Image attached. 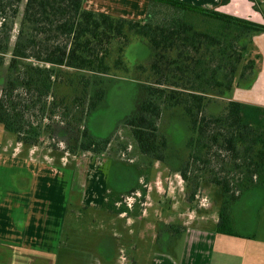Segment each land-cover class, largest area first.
Segmentation results:
<instances>
[{"label": "trees", "instance_id": "16d2710c", "mask_svg": "<svg viewBox=\"0 0 264 264\" xmlns=\"http://www.w3.org/2000/svg\"><path fill=\"white\" fill-rule=\"evenodd\" d=\"M85 1L0 0V126L26 148L66 139L71 155L106 154L113 139L94 135L91 121L108 93L123 89L139 107L122 125L141 156L179 174L191 202L203 185L217 187V234L251 238L234 209L249 194L264 198V108L231 94L258 80L250 49L264 24L176 0H144L145 19ZM177 123V137L164 129Z\"/></svg>", "mask_w": 264, "mask_h": 264}, {"label": "rangeland", "instance_id": "374dc122", "mask_svg": "<svg viewBox=\"0 0 264 264\" xmlns=\"http://www.w3.org/2000/svg\"><path fill=\"white\" fill-rule=\"evenodd\" d=\"M90 1L86 0V3L87 6L92 8L93 5ZM139 1L118 0L116 4L120 7L121 14L128 16L127 18L145 19L148 5L145 10ZM176 1L198 7L210 6L209 8L226 14H230L227 11H233L235 2H242V0ZM259 1L260 4H256L253 8L262 17L259 16L260 18L255 20L259 24H264V0ZM193 22L197 27L202 28L205 25V23L198 19L195 20V18ZM140 51L145 52V49H140ZM131 54L129 60L131 56L137 55V51ZM139 56L140 54L138 58ZM144 56L142 53L141 57ZM135 106L137 104L133 101L129 102V96L123 89H112L108 93L106 103L93 116L91 130L98 137H106L116 125L118 126L111 135L113 140L108 151L111 156H103L102 160H96L93 158L95 156L88 152H80L77 155L66 153L68 141L66 139L64 141L57 139L54 141V139L42 138L41 144L33 147L37 149L30 151V148L23 145L19 146L15 135L6 132L0 126V181H2V176L4 178V173L14 168L19 171V174L20 170H23L25 174L29 171L32 175L31 177L24 175L18 178L17 175L16 178L13 175L8 177L9 183L4 187L13 185L17 187V191L12 193L11 190L6 188L5 190L9 192L0 195V200H3L0 204V213L4 215L3 218L6 221L9 218V223L12 222L10 218L13 216H10V214L14 210L12 209L11 212V206L15 204L17 209L21 208L30 216V232L34 229L38 235L45 234L49 232V225L61 224L63 244L64 248L67 249L89 250L96 247L103 251L109 243L108 236L104 235L114 229V232L127 236V239L131 238L133 242H130L133 246L127 242L129 247L132 246L134 249L135 245L141 246L144 251L143 255L147 251V264H156L157 260L162 258L173 262L171 256L158 257V254H161L160 251L174 249L175 254H180L192 244H197V248L204 250V253L201 254L205 260L207 259L208 264H238L236 258H228L225 262L226 257L218 254L215 250L213 251L216 248H229L228 251H237L240 248V243L237 242L238 239L236 238H224L223 235H218V240H216L217 238L214 239L217 234L215 231L216 225L213 224L212 220L210 222L206 220V223L204 222L201 227L198 226L199 224L192 225V227L188 226L186 232L180 235L181 237L162 230L161 224L159 225L161 221L162 223L167 221L170 223L169 225L178 226L176 224H189L186 222H189L191 216L200 218V216L209 213V215L218 217L221 198L217 187L205 184L200 187L195 200L191 202L190 188L187 187L179 174L173 172L163 163L152 162L150 164L146 158L141 156L127 128L122 125V122L118 123L125 116L132 113ZM176 127L177 130L172 131L175 137L182 134L178 131V123ZM119 143L126 148L120 151ZM63 161H66L67 164H64ZM76 163L80 165L77 170L74 167ZM134 170L138 178L136 187L142 189H139V191L134 190L136 191L135 194L117 193L134 185L136 178ZM74 187H81V189L79 191ZM85 187H110L112 189L111 194H119L118 197L122 202V206L117 207L119 210L120 207H128L134 202L136 205L139 201L146 203V206L142 207L146 209L143 214L147 218L146 222L144 221L142 225L134 224L132 229H128V219L114 218L115 215H112L110 211L114 199L105 204L103 203L104 209L100 208V204L97 203L95 209L93 203L87 199L89 197L88 192L86 193L88 197L85 196ZM22 192L25 193L22 194ZM154 193L159 195L160 199H157ZM137 194L140 196H137ZM145 195L146 197L143 200ZM262 200V197L255 196L253 193L244 197L241 204L245 205V209H242L241 213H244L245 219L242 221L246 225L252 224L254 221L252 218L258 216L259 221L261 220L258 224L260 229L257 227L258 230L255 234L258 238L264 239V202ZM23 204L27 206H23ZM239 208L240 205H238V209H234V217L237 223V213H240ZM205 209L209 210L205 211ZM253 211L255 213H251ZM125 212L129 213L131 218V216H140L141 211L131 213L130 210H126ZM112 219L115 224L111 222ZM145 225H147V228ZM240 228L242 227L238 226V229ZM130 230L134 231L133 235L129 234ZM142 232L144 236L141 240L140 237L138 238V233ZM220 238L229 239V244H222ZM220 246L221 248H219ZM124 248L128 251V246ZM156 254L157 256H155ZM177 257L180 258L181 256ZM142 260L144 261L145 257Z\"/></svg>", "mask_w": 264, "mask_h": 264}, {"label": "crops", "instance_id": "0c3cea01", "mask_svg": "<svg viewBox=\"0 0 264 264\" xmlns=\"http://www.w3.org/2000/svg\"><path fill=\"white\" fill-rule=\"evenodd\" d=\"M255 1L256 4H260L259 0H255ZM117 2L118 0H91L90 3L93 5L92 8L87 6L86 1H85V5L88 9L109 13L116 17L119 16V17L127 18L128 16H124L123 14H121L120 7H118V5L116 4ZM139 3H141L140 5H142L143 9L145 10L147 9V5H148L147 1L140 0ZM233 5H234L233 11L232 12L227 11V13H230V15H233L238 18H242L258 23L257 20L255 19L260 18L259 16L261 15L254 10L253 3H251L250 1L242 0L241 3L235 2ZM209 7L210 6H206V8ZM250 54L251 57L256 60L257 69H258V80L255 83V85L248 90L241 89L236 86L232 91L231 98L235 101L244 104L259 106L264 108V33L257 34L254 36L253 44L251 45V49H250ZM18 145L22 146L20 143H18ZM36 149L37 148H30V151ZM93 155L95 156L93 158H95L96 160L99 159L102 160L101 158L104 156V155L101 156L95 154ZM63 162L64 164H67L66 161ZM92 162L93 161L91 160V163ZM87 165L89 166L90 163ZM79 166H80L79 163L74 164L76 170L78 169ZM14 170L15 168L13 170L4 173V178L3 176L1 177L2 181H0V195L8 191L5 190L6 188L11 190L12 193L17 191V187H14L13 185H10L11 187H4L6 184L9 183L8 182L9 176L13 175L15 178L16 175L17 178L20 176L23 177V175L30 177L32 176L29 171L28 173L25 174L23 170H20V174H19L18 170L15 171ZM105 176L108 180L106 174ZM74 188L79 191L81 189V187H74ZM85 189H86L85 196H87L86 193L88 192L89 197L87 196L88 197L87 199L89 202L93 203V206H96L97 203L100 204L101 206L107 200L108 194L112 193L111 192L112 189L110 187H85ZM23 193L25 192H22V194ZM123 193L126 194V191L121 190L119 194H123ZM154 194L156 195L157 199H160L159 195H157L156 193ZM255 196L262 197L260 194H255ZM243 199L241 201H243ZM262 199L264 198L262 197ZM1 200H0V204L3 201ZM241 201L239 203L240 213H237L238 223L236 221V224L237 227L238 226L242 227L238 229L241 233L252 237L244 239L239 237H230L223 235L222 237L224 238L238 239L237 242L240 243V248L237 251H228L229 248H224V249L216 248L213 249V251L215 250L216 252H218V254L222 255L223 257H226L225 262H227L228 258H236L238 264H264V239L258 238V236H256L255 234L260 226L258 224L261 220L259 221L258 216L256 215L252 218L254 219L252 224L251 223L248 225L244 224V222L242 221L245 219L243 215L244 213H241V210L245 209V205L241 204ZM23 206H27V205L23 204ZM12 209L14 210L13 212L14 214L13 213L10 214V216H13L12 218H10L12 220L11 223H9V218L6 221L3 218L4 215L0 213V264H147V257H148L147 251L143 255L144 251L141 248V246L138 247L135 245L133 249L132 248L133 244L130 242L132 241L131 238L129 237L127 239V236H123L122 234L114 232L115 231L114 229H111V232H108L104 235V236L106 235L108 236L107 238L111 244L109 247H105L103 251H100L96 247L89 250L72 249V248L67 249L64 248V244H63L64 242H63V234L61 233V224H54L53 226L49 225L48 233L38 235L35 233L34 229H32V232H30L31 230L30 219H29L30 216L27 214V212L21 210V208L17 209L15 204L11 206V212ZM236 209H238V207ZM207 210L209 209H205V211ZM189 211L191 212V210ZM251 213H255V211ZM143 214L144 212H142V214L140 212V216H136V217L131 216V218H127L128 229H132V226L134 224L142 225L144 221L146 222L147 218L144 217L145 215ZM210 215L209 213H206L203 216H200V218L191 216L189 222H186L189 224H182V225L176 224V225L183 227L185 229L183 233H185L188 226L192 227V225L195 226L196 224H199L198 226L201 227L202 225H204V222L206 223V220L209 222L212 220L213 224H215L217 228V224L219 221V210H218V217H215L213 215L210 216ZM114 218L124 219L123 216L121 217L115 216ZM196 218L199 219L198 221L200 223H197L198 221H196L197 220ZM111 222L115 224V221H113V219ZM164 223L170 224L167 221H165ZM146 226L147 225H145V227ZM243 227L244 228L247 227L245 228L246 230ZM133 233L134 231L132 232V230H130L129 234L133 235ZM218 235L219 234H217L214 239H216ZM143 236H144L143 232L138 233V238L140 237L141 240ZM224 238H220V242L224 245H228L229 239H224ZM216 240H218V238ZM127 242L132 244V246L129 247ZM194 245L195 244H192L190 247L185 248L183 252L180 254H175L174 249L161 250L160 251L161 254H158V257L171 256L173 258V262L163 260L164 258H162V259H158L156 264H208L207 259L205 260L201 254L204 253V250L197 248L196 247L197 244L195 246ZM126 246H128V251L126 250V248H124ZM219 248H221V246ZM155 256H157V254ZM177 256H181V257L178 258ZM143 257H145L144 261L142 260Z\"/></svg>", "mask_w": 264, "mask_h": 264}, {"label": "flooded vegetation", "instance_id": "af4514ba", "mask_svg": "<svg viewBox=\"0 0 264 264\" xmlns=\"http://www.w3.org/2000/svg\"><path fill=\"white\" fill-rule=\"evenodd\" d=\"M121 108H123V107H121ZM138 109H139V107H138V105L137 106H135L134 107V110L132 111V113H130L129 115H127V116H125L122 120H120L118 123H120V122H122V123H124L125 122V120L129 117V116H131V115H133L134 113H136L137 111H138ZM117 123V124H118ZM118 126L116 125L115 127H114V129L110 132V134L109 135H107L106 137H101V138H108V137H112L111 135H112V133L114 132V130L117 128ZM168 127H172V129H169ZM167 129L168 128V130L169 131H172V130H176V127H174V126H164V129ZM170 133H172V132H170ZM101 155H104V156H111V153H106V154H101ZM118 164V163H117ZM120 165V164H119ZM127 168V167H126ZM134 169V168H133ZM134 172H135V182H134V185L132 186V187H128L127 189H124L125 191H126V194L127 193H133V194H135L136 193V191H134V190H137V191H139V189H142L141 187H136L137 186V183H138V178H137V175H136V171L134 170ZM146 188V187H145ZM148 188V187H147ZM135 192V193H134ZM120 193V192H119ZM137 196H140V195H138L137 194ZM145 197H146V195L144 196V198H143V200L145 199ZM106 203L107 202H110V201H108V200H106L105 201ZM105 202H104V204H105ZM140 203V204H139ZM104 204H102V206H100V208L102 207V209H104L105 208V206H104ZM114 205V207H113V209L111 208L110 209V211H111V213H112V215H115L116 217H121V216H123L125 219H127V218H130V216H129V213H126V212H123V213H121V214H119V213H117V211L116 210H118L117 209V207L120 205V206H122V202L121 201H119V202H116V203H114L113 204ZM146 205V203L144 204L143 202H141V201H139L138 203H137V205L135 204V202L133 203V204H130V205H128V207H125L127 210H130L131 211V213H136V212H139V211H141V212H144L145 211V209H143L142 207L143 206H145ZM95 209L97 208V205L96 206H93ZM99 207V206H98ZM121 208V207H120ZM161 224V225H160ZM164 223H162V222H160L159 223V225L162 227V225H163ZM108 240V239H107ZM110 241H109V243H108V247L110 246Z\"/></svg>", "mask_w": 264, "mask_h": 264}]
</instances>
